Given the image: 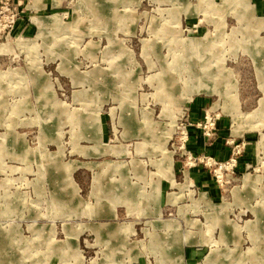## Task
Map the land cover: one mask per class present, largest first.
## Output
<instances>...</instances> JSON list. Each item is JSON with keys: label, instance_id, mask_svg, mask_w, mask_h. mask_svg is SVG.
Returning <instances> with one entry per match:
<instances>
[{"label": "rangeland", "instance_id": "rangeland-1", "mask_svg": "<svg viewBox=\"0 0 264 264\" xmlns=\"http://www.w3.org/2000/svg\"><path fill=\"white\" fill-rule=\"evenodd\" d=\"M0 264H264V0H0Z\"/></svg>", "mask_w": 264, "mask_h": 264}, {"label": "crops", "instance_id": "crops-1", "mask_svg": "<svg viewBox=\"0 0 264 264\" xmlns=\"http://www.w3.org/2000/svg\"><path fill=\"white\" fill-rule=\"evenodd\" d=\"M198 106V104H197ZM195 108V107H194ZM196 109V108H195ZM190 142H189V146L191 147L192 150H194V152H205L209 155L214 156L217 151L219 152V148L217 146L216 143L214 144H209L205 142L204 137L197 132H191L189 135V138H187ZM170 164H169V176L173 175L172 172V158L170 159ZM188 173L197 181H201V182H209L208 179H210L209 177V173L207 171V168L204 166H195V167H191L188 168ZM207 194V192H204Z\"/></svg>", "mask_w": 264, "mask_h": 264}, {"label": "built area", "instance_id": "built-area-1", "mask_svg": "<svg viewBox=\"0 0 264 264\" xmlns=\"http://www.w3.org/2000/svg\"><path fill=\"white\" fill-rule=\"evenodd\" d=\"M188 137L186 136L185 137V139H184V141H186V139H187ZM197 159H198V161H200V162H202V165L204 166V167H206L207 168V162L211 159V157L210 156H208V155H206V154H202V155H200L199 157H196Z\"/></svg>", "mask_w": 264, "mask_h": 264}, {"label": "bare ground", "instance_id": "bare-ground-1", "mask_svg": "<svg viewBox=\"0 0 264 264\" xmlns=\"http://www.w3.org/2000/svg\"><path fill=\"white\" fill-rule=\"evenodd\" d=\"M201 198L204 199V200H207V195H206V193H202V194H201Z\"/></svg>", "mask_w": 264, "mask_h": 264}]
</instances>
